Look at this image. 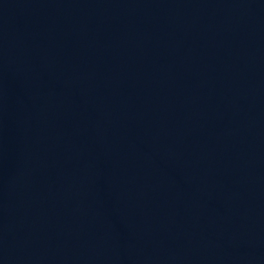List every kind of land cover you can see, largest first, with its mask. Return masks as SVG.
I'll return each instance as SVG.
<instances>
[{
	"label": "water",
	"instance_id": "95a60500",
	"mask_svg": "<svg viewBox=\"0 0 264 264\" xmlns=\"http://www.w3.org/2000/svg\"><path fill=\"white\" fill-rule=\"evenodd\" d=\"M0 264H264V0H0Z\"/></svg>",
	"mask_w": 264,
	"mask_h": 264
}]
</instances>
